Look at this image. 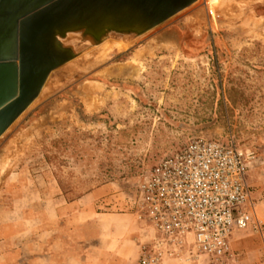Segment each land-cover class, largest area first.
Returning <instances> with one entry per match:
<instances>
[{"label": "rangeland", "instance_id": "obj_1", "mask_svg": "<svg viewBox=\"0 0 264 264\" xmlns=\"http://www.w3.org/2000/svg\"><path fill=\"white\" fill-rule=\"evenodd\" d=\"M128 37L133 44L107 50L103 60L104 47H90L77 53L80 68L54 70L48 93L0 138V240L65 231L68 204L85 196L88 216L134 214L141 248L155 236L136 213L141 184L199 138L252 152L247 182L264 220V0L214 15L200 0ZM261 227L232 237L243 264H264ZM188 254L165 264H208Z\"/></svg>", "mask_w": 264, "mask_h": 264}, {"label": "built area", "instance_id": "obj_2", "mask_svg": "<svg viewBox=\"0 0 264 264\" xmlns=\"http://www.w3.org/2000/svg\"><path fill=\"white\" fill-rule=\"evenodd\" d=\"M253 159L233 140L199 138L153 168L141 184L136 213L155 236L142 245L137 264H165L183 251L188 260L243 264L231 251L232 237L252 224L262 233L264 222L247 182Z\"/></svg>", "mask_w": 264, "mask_h": 264}, {"label": "water", "instance_id": "obj_3", "mask_svg": "<svg viewBox=\"0 0 264 264\" xmlns=\"http://www.w3.org/2000/svg\"><path fill=\"white\" fill-rule=\"evenodd\" d=\"M197 0H0V138L28 110L50 74L77 53L60 42L82 31L141 36Z\"/></svg>", "mask_w": 264, "mask_h": 264}, {"label": "crops", "instance_id": "obj_4", "mask_svg": "<svg viewBox=\"0 0 264 264\" xmlns=\"http://www.w3.org/2000/svg\"><path fill=\"white\" fill-rule=\"evenodd\" d=\"M86 198L68 204L65 231L17 232L0 240V264H137L136 216L97 211L88 216Z\"/></svg>", "mask_w": 264, "mask_h": 264}, {"label": "bare ground", "instance_id": "obj_5", "mask_svg": "<svg viewBox=\"0 0 264 264\" xmlns=\"http://www.w3.org/2000/svg\"><path fill=\"white\" fill-rule=\"evenodd\" d=\"M253 1H255V0H207V5H209V7L211 8V13H212V15H214L215 9L216 10L217 9L221 10L223 12V14H225L227 12H234V11L241 12L243 7L246 4H249L250 2H253ZM199 2H200V0H197L193 5H196ZM82 33H83L82 31L69 32L65 38H60V42L63 45H65V46H69V48L71 47V49H73L74 52H76V53H80L83 49L90 48V47H93V49H96V48H99V47H104L103 51L100 52L101 54L99 56V61L106 58L107 50L112 49L113 47H118L121 50H125L131 44L134 43V42L132 43L133 40H131V37H128L130 35H126V36H122V37H120L118 39L110 38V36H108L101 44L98 45L97 43H95L94 40H92L93 39L92 37L83 36ZM154 46H156V47L158 46V48L159 47H161V48L165 47V45H163V44H155ZM139 52H141V51H139ZM78 55H76L77 58L74 57L75 58L74 60L67 62L65 68H67V69H69L71 71H74V70L80 68V65H79V62H78V59H79ZM125 72H124V74H125ZM131 74L129 73L128 76L127 75L126 76L130 77ZM50 76H51V74H50ZM50 76H49V78H50ZM47 91H48L47 90V86H45V88H43V90H42V94L41 93L40 94L42 96H45L46 93H48ZM10 152H12V149L10 150Z\"/></svg>", "mask_w": 264, "mask_h": 264}]
</instances>
